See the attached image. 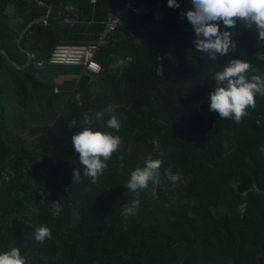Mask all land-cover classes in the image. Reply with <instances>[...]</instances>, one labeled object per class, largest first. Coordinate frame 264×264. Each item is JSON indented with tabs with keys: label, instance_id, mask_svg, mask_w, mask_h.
Listing matches in <instances>:
<instances>
[{
	"label": "trees",
	"instance_id": "1",
	"mask_svg": "<svg viewBox=\"0 0 264 264\" xmlns=\"http://www.w3.org/2000/svg\"><path fill=\"white\" fill-rule=\"evenodd\" d=\"M181 1L184 12L191 9ZM125 3L0 0V254L19 248L27 264H264V96L240 124L220 119L208 101L215 73L232 59L249 62V76H264L255 26L237 22L236 50L213 61L195 49L180 8L131 0L151 11L127 13L106 36L96 54L99 74L54 81L44 74L69 72L73 66L47 63L53 49L96 41L108 14ZM67 18L75 22L64 25ZM22 48L34 57L18 68L28 59ZM108 104L118 106L120 131L106 127L107 115L92 129L119 135L122 146L96 184L83 175L72 184L73 168L83 166L71 136L87 127L85 113ZM73 119L77 126L69 127ZM149 158L163 161L161 182L125 218L122 209L135 197L124 185ZM167 168L180 174L178 182L165 177ZM58 200L63 210L54 216ZM42 225L52 237L38 243L34 230Z\"/></svg>",
	"mask_w": 264,
	"mask_h": 264
},
{
	"label": "clouds",
	"instance_id": "2",
	"mask_svg": "<svg viewBox=\"0 0 264 264\" xmlns=\"http://www.w3.org/2000/svg\"><path fill=\"white\" fill-rule=\"evenodd\" d=\"M191 9L182 12L192 25L195 33L194 45L199 52L207 54L211 60L217 56L225 57L237 48L232 39V32L221 30L222 23L225 29L235 28L237 22L248 29L255 26L258 39L264 41V0H190ZM168 6L178 9L177 0H168ZM252 65L241 59H232L223 66L222 71L215 73L216 86L211 91L208 101L209 110L218 114L220 119H233L240 124L248 116L249 109H255L257 95L264 96V76L251 75ZM162 74V69H156ZM117 105L108 104L103 110L87 112L83 115L82 124L86 125L82 131L71 136L72 147L79 154L80 169L73 168L72 184L80 183L81 176L89 178L96 184L108 168L113 154L122 146V138L108 132L93 131L94 121H101L105 115L109 118L106 127L119 132L121 121L115 115ZM77 121L73 119L69 127H76ZM264 151V146L261 147ZM160 159H147L143 167H137L130 174V179L124 185L134 193V199L124 205L122 216L135 217L141 204V193L149 189L150 185L161 182ZM165 177L176 183L180 180L179 173H173L171 168L164 171ZM63 210L61 202H52V214L59 215ZM73 215L79 214L74 212ZM52 232L47 226H40L34 230V238L38 243L51 239ZM0 264H27L26 257L21 255L20 249L12 247L9 251L0 254Z\"/></svg>",
	"mask_w": 264,
	"mask_h": 264
},
{
	"label": "built area",
	"instance_id": "3",
	"mask_svg": "<svg viewBox=\"0 0 264 264\" xmlns=\"http://www.w3.org/2000/svg\"><path fill=\"white\" fill-rule=\"evenodd\" d=\"M91 1L94 2L95 0ZM150 11L147 6H135L131 3V0H126L123 6L108 14L105 23L106 29L95 42L88 44H59L53 49L47 63L54 66H81L89 74H99L102 71V65L96 60V54L100 51L106 36L121 25L127 13L148 15ZM54 91L58 92V89L55 88Z\"/></svg>",
	"mask_w": 264,
	"mask_h": 264
},
{
	"label": "crops",
	"instance_id": "4",
	"mask_svg": "<svg viewBox=\"0 0 264 264\" xmlns=\"http://www.w3.org/2000/svg\"><path fill=\"white\" fill-rule=\"evenodd\" d=\"M92 2V1H91ZM183 2V1H182ZM92 3H94V2H92ZM183 5H184V2H183ZM161 8V7H160ZM50 9V8H49ZM68 9L70 10V11H74V7H68ZM184 10H185V5H184ZM8 12L9 13H11V14H13V12H14V7H12V6H9L8 7ZM75 22V19H69V18H67L64 22H63V24L64 25H71V24H73ZM30 26V24L27 26V27H29ZM24 30L20 33V37H22V35L24 34ZM21 39V38H20ZM95 42V41H94ZM20 43V42H19ZM90 43H93V42H90ZM62 44H64V43H62ZM65 44H71V42H69V43H66L65 42ZM74 44H80V43H74ZM86 44H88V43H86ZM23 49V48H22ZM24 50V52H25V54L28 56V53H30L31 55H32V58L34 57V53L33 52H31V51H29L28 49H23ZM115 64L116 65H119L120 64V58L118 59H116L115 58ZM50 66H53L54 67V65H50ZM58 66H63V65H58ZM67 67H72V66H67ZM55 69H52V70H49V69H47V68H44V69H42L43 70V72H44V74L46 75V77L48 78V79H52L53 81L55 80V79H58V78H60V76H61V78L62 77H66V78H73V77H78L79 76V74L82 72H85L84 71V69L81 67V66H73V68H70L69 70V72H68V68H60V67H54ZM72 70V71H71ZM59 72V74H57L56 72ZM72 72V73H71ZM72 74V75H71Z\"/></svg>",
	"mask_w": 264,
	"mask_h": 264
},
{
	"label": "water",
	"instance_id": "5",
	"mask_svg": "<svg viewBox=\"0 0 264 264\" xmlns=\"http://www.w3.org/2000/svg\"><path fill=\"white\" fill-rule=\"evenodd\" d=\"M161 5H162V2H159V3H158V6H157L156 9L154 10V17H155V19H160V18L162 17V13L160 12V7H161ZM179 5H180L179 8L181 9V11L184 12V11H185V10H184V5H183V2H182L181 0H179ZM27 28H28V27H26V28L24 29V31H25ZM235 32H236V26H235V28L232 29V34L234 35ZM20 38H21V37H19L18 40H17L18 43L20 42ZM31 61H32V55H31L30 53H28V59H27V62H26L24 65H22V66H18V68H23V67L27 66L28 64H30ZM158 61H159V62L161 61V58H160V57L158 58ZM159 68L161 69V65H159ZM0 110H1V109H0ZM241 206L244 207L245 204H243V205H241Z\"/></svg>",
	"mask_w": 264,
	"mask_h": 264
},
{
	"label": "rangeland",
	"instance_id": "6",
	"mask_svg": "<svg viewBox=\"0 0 264 264\" xmlns=\"http://www.w3.org/2000/svg\"><path fill=\"white\" fill-rule=\"evenodd\" d=\"M110 34H111V33H110ZM24 136H25L27 139L31 138V136H30L28 133H25Z\"/></svg>",
	"mask_w": 264,
	"mask_h": 264
}]
</instances>
